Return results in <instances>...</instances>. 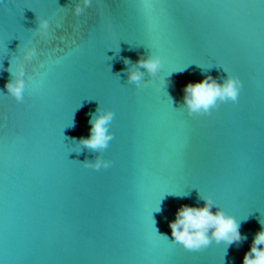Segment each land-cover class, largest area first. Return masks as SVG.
Listing matches in <instances>:
<instances>
[{
    "label": "water",
    "instance_id": "95a60500",
    "mask_svg": "<svg viewBox=\"0 0 264 264\" xmlns=\"http://www.w3.org/2000/svg\"><path fill=\"white\" fill-rule=\"evenodd\" d=\"M114 2L115 26L103 13L92 26L94 7L77 16L72 0H57L66 23L55 0H0V91L23 47L37 49L24 99L0 92V264H241L264 219V0ZM39 16L48 37L33 31ZM149 51L170 75L137 89L127 69ZM222 65L242 78L237 101L186 117L185 83L223 78ZM98 106L114 111L99 170L77 143ZM200 192L247 238L199 252L170 241L169 220Z\"/></svg>",
    "mask_w": 264,
    "mask_h": 264
},
{
    "label": "clouds",
    "instance_id": "9594fccd",
    "mask_svg": "<svg viewBox=\"0 0 264 264\" xmlns=\"http://www.w3.org/2000/svg\"><path fill=\"white\" fill-rule=\"evenodd\" d=\"M91 0H72L71 11L79 16L86 12ZM34 33L39 37H48L51 34L49 19L45 16L36 17ZM37 49L27 43L22 51L19 62L9 68L10 78L5 81L4 88L0 91L12 96L16 101L24 99L27 81L25 79V64L33 61ZM129 61L125 58V64ZM163 57L155 51L147 54H138L137 59L127 69V80L137 89L151 85L159 88L165 85V77L161 75ZM226 75L217 78L210 73H205L200 80L188 81L183 86L182 108L189 115H205L221 102L238 99L242 82L240 78L224 68ZM145 72L149 78L145 79ZM114 118V111L109 107H97L89 117V133L78 138V145L96 153L94 159H85L81 163L92 169H106L112 161L102 155L113 139L110 124ZM182 194V193H177ZM199 199L202 204H181L175 212L174 219L169 220L172 241L188 250H201L211 244L228 246L234 242L239 243L247 237L240 232L241 220L232 212L215 205L209 194L200 192ZM159 211V205L155 209ZM261 227L254 233L249 249L241 260V264H264V219L258 220ZM162 235V234H160ZM166 236V235H163ZM167 237V236H166Z\"/></svg>",
    "mask_w": 264,
    "mask_h": 264
},
{
    "label": "snow or ice",
    "instance_id": "6c2138e0",
    "mask_svg": "<svg viewBox=\"0 0 264 264\" xmlns=\"http://www.w3.org/2000/svg\"><path fill=\"white\" fill-rule=\"evenodd\" d=\"M53 7H55L57 9V11L61 15V17H64V19L61 22L66 23V15L64 13V7H60L57 4V0H55V3L53 5ZM93 7H94V11L91 12V14L88 17L82 18V20H85L89 25L94 26L95 22H99L100 21V19H101V15L100 14L103 13V22H104V24L106 26H115L116 20H117V13H116L115 10L118 9V8L123 7V5H120V4L116 3V2H114V0H91V3L88 6V8L92 9ZM69 40H70V42L72 44L78 46V38H77V36L75 34L70 35L69 36ZM222 67L226 68L223 65H222ZM235 75L238 76V74H235ZM240 80L242 82V87H243L242 78H240ZM219 106L220 105H217L215 108H213L210 111L209 114H205L204 116H210L212 114V112L218 110ZM185 115H186V117H189V118H193V119L196 118V115H189L187 112H185ZM170 241H172V240H170ZM183 249L188 251V252H193V251L199 252L200 251V250H188V249H185V248H183Z\"/></svg>",
    "mask_w": 264,
    "mask_h": 264
}]
</instances>
